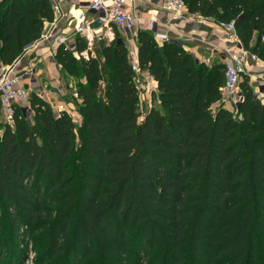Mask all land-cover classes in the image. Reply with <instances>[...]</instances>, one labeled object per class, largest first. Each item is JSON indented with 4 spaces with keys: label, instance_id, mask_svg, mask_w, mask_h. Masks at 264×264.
<instances>
[{
    "label": "trees",
    "instance_id": "16d2710c",
    "mask_svg": "<svg viewBox=\"0 0 264 264\" xmlns=\"http://www.w3.org/2000/svg\"><path fill=\"white\" fill-rule=\"evenodd\" d=\"M184 1L195 16L234 22L264 61V0ZM54 18L50 0H0V65ZM137 43L140 72L158 84L159 108L144 114L126 43L105 40L95 54L79 36L78 56L58 49L79 96L65 99L81 120L79 147L72 115L35 92L13 128L0 104V264L8 236L15 257L27 238L41 244L39 264H264V96L246 77L237 117L214 111L221 64L149 31Z\"/></svg>",
    "mask_w": 264,
    "mask_h": 264
},
{
    "label": "built area",
    "instance_id": "2783aa9c",
    "mask_svg": "<svg viewBox=\"0 0 264 264\" xmlns=\"http://www.w3.org/2000/svg\"><path fill=\"white\" fill-rule=\"evenodd\" d=\"M55 13L54 21L47 23L42 36L35 42L24 47L19 58L11 65H0V104L2 121L9 127L16 124L17 108H23L24 111L30 109L31 87L35 79V67L21 68L22 59L30 56L38 50L48 49V53L55 59L60 47L74 52L75 56L79 54L76 51V38L82 37L87 42L88 50H92L95 39L103 41L102 33L108 26H117L125 34L132 33L136 27H142L151 32L160 45L172 42L167 34L166 25L159 18H145L141 13L143 0H50ZM129 3V6H128ZM80 10L81 13L74 15L72 9ZM161 9L173 16L174 19L186 18L193 15L184 0H163ZM94 11L93 16L86 14ZM201 17V16H200ZM203 18V17H201ZM100 20L101 26L94 27V23ZM66 23L67 32L61 31L59 26ZM228 37L229 45L222 52L217 51L215 57L224 62V83L221 88V98L213 106V110L221 107L231 111L234 117L238 115V109L243 102V93L241 84L247 77H252L253 69L263 65V61L255 54H252L243 47L234 22L220 24ZM109 38L113 42L114 37ZM214 51V50H213ZM88 58V51L81 54ZM214 55L200 61L211 67L215 59ZM134 67V66H133ZM137 73L136 84L139 89V98L141 102V112L144 113V104L152 95L158 93V84L155 78L148 73H141L138 67H134ZM72 91L69 92L67 85L57 87V94L61 97L71 95L74 99H79L76 89L70 84ZM259 89V88H258ZM263 89L260 92V98L264 96ZM257 95V94H256ZM57 115L67 113L72 115V111L66 103L60 102L51 104ZM214 110V111H215Z\"/></svg>",
    "mask_w": 264,
    "mask_h": 264
},
{
    "label": "crops",
    "instance_id": "0c3cea01",
    "mask_svg": "<svg viewBox=\"0 0 264 264\" xmlns=\"http://www.w3.org/2000/svg\"><path fill=\"white\" fill-rule=\"evenodd\" d=\"M163 0H143V4L141 5V13L145 18H159L166 25V32L169 35L172 42H175L179 46L183 47L187 52L194 55L199 61H203L211 55H214L212 59H215L214 53L217 51H221L223 48H220L222 45L226 48L229 44L223 41L221 32L225 31L221 28V26L215 22V20L201 18L200 16H188L186 18L174 19L173 16L167 12L162 11L161 2ZM129 6V3H128ZM130 7V6H129ZM157 8V9H156ZM81 13L80 10L72 9V14L77 15ZM86 15L93 16L94 14L88 13ZM62 31H69L66 23H62L59 26ZM128 49L131 51L132 55V65L134 67L139 68L138 63V43L137 40L133 39V37L129 38L126 42ZM200 48H209L214 50L212 54H201L199 53ZM48 49L38 50L37 52L31 54L22 59L21 68H32L36 65L40 66L41 69H38V72L35 70V80L38 78L40 80L41 76L45 79L50 77L53 79V84L57 83V78H55L56 72V60L51 56L50 53L47 52ZM54 64L52 69H49L50 66ZM55 69V70H53ZM54 71V72H53ZM54 73V75H53ZM44 88H48L51 83L43 82ZM54 86V85H53ZM62 86H65L63 84ZM31 89L33 88L30 86ZM51 88V87H50ZM38 89V88H35ZM46 90V89H45ZM158 93H155L151 96V98L146 100L144 104V111L146 110V106L148 103L152 102L154 96ZM70 95H68L69 97ZM41 97L50 104H57L62 102V98L57 94V89L54 87L50 91L43 92ZM61 100V101H60ZM159 103V101H158ZM145 113V112H144ZM1 134V132H0Z\"/></svg>",
    "mask_w": 264,
    "mask_h": 264
},
{
    "label": "rangeland",
    "instance_id": "374dc122",
    "mask_svg": "<svg viewBox=\"0 0 264 264\" xmlns=\"http://www.w3.org/2000/svg\"><path fill=\"white\" fill-rule=\"evenodd\" d=\"M140 31H147V30L139 26V27L134 28L132 33H130L128 35V34H125L122 31V29H120L119 27L112 25V26H108L107 28H105L103 30V33H102L101 36L103 38V41L106 40L107 42H110L109 38L112 37V35H111V33H112L113 37H114L113 40H119V41H123L124 43H126L129 40V38H131V37H133V39L137 40V34ZM221 35H222L223 41L226 42L227 44H229L227 35L224 34V32H221ZM103 41H101L99 39H95V41L93 42V45H92L91 48L94 50L95 54H96L95 51L98 50V48L100 47V43L103 42ZM220 48L224 49V46L222 45ZM223 49L220 52H222ZM129 52H130V61L132 62L131 51L129 50ZM214 63L215 64H217V63L221 64L224 67V69H225V64H224L223 61H221L218 58V55L215 57ZM53 67H54V64L52 63V66H50L49 69H52ZM38 69H41L40 66H37V70H36L37 72H38ZM53 70H55V69H53ZM253 70H254V72L252 73V77H248L247 79H248V82H249L250 86H252V88L254 89L255 94H257L256 96H258L260 98V92H261L262 88H264V61H263V65L261 67L255 68ZM53 75H54V73H53ZM56 78H57V80H56L57 83L56 84H53V79H51L50 77H47V79H45L43 76H41L40 80H38V78H36V80L33 79L32 83L29 82V84H30L29 86L33 87L31 89V94H33L35 92L38 96L41 97L43 92L50 91V90H52V88H54V87L57 88L59 86H62L63 84L67 85L68 82H67V80H65V79H67V78H65V72H64L62 66L59 65L58 63L56 64V72H55V78L54 79H56ZM43 82H49V83H51V85L48 88H44V83ZM35 88H38V89H35ZM67 98H69L68 95H66L65 98H62V100H63L62 102L66 103L65 99H67ZM66 105L72 111V118H73V121L75 122V132H76V138H77L76 139V147H79V145H80V131H79V128H80L81 120H80L79 115L75 111L76 107H75L74 103L71 101L69 104L66 103ZM29 106H30V109H31V102H30ZM154 106H156V109L159 108V103H158V97L157 96H154V98L152 99V102L147 104L146 110L144 112L146 113L148 108H153ZM27 111H31V110H27ZM6 232H7L6 228H3L2 235L4 236L6 234ZM31 240L32 241H30L27 238L25 243L19 245V248L21 250L25 251V255L21 256V253H20L17 257H15V250H12L10 248L12 241L10 239V236H8L3 241V244L4 245L6 244L9 247L8 250H7L9 252V254H5L4 255V258H2V260H1V264H10V260H11L12 256L15 257V260H16V262H18V264H39L40 259H41V254H42V252L40 251V248H41L42 245L34 243L33 242L34 241L33 238Z\"/></svg>",
    "mask_w": 264,
    "mask_h": 264
},
{
    "label": "water",
    "instance_id": "95a60500",
    "mask_svg": "<svg viewBox=\"0 0 264 264\" xmlns=\"http://www.w3.org/2000/svg\"><path fill=\"white\" fill-rule=\"evenodd\" d=\"M90 13L94 14L95 12L94 11H90ZM101 26V21L100 20H97L95 23H94V27L95 28H99ZM214 51L212 49H209V48H200L199 50V53L203 54H212ZM199 61V60H198ZM261 89V88H260ZM263 92H264V89H263Z\"/></svg>",
    "mask_w": 264,
    "mask_h": 264
}]
</instances>
